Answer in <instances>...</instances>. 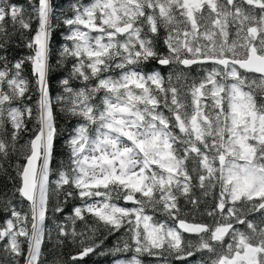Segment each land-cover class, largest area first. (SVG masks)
Listing matches in <instances>:
<instances>
[{
	"label": "snow or ice",
	"instance_id": "6c2138e0",
	"mask_svg": "<svg viewBox=\"0 0 264 264\" xmlns=\"http://www.w3.org/2000/svg\"><path fill=\"white\" fill-rule=\"evenodd\" d=\"M53 11L51 0H0V49L19 34L31 51L11 68L0 54V170L23 149L15 192L29 208L3 203L10 218L0 226V264H43L49 207L63 213L76 198L65 218L71 231L56 225L57 244L79 241L73 264L100 247L98 232L121 229L112 253L132 256L117 264H142L144 254L165 264H193L198 254L199 264H264V0L72 4L61 19L70 43L58 63L70 61L71 70L58 99L77 124L50 181L59 135L48 79ZM154 64L171 70L167 79Z\"/></svg>",
	"mask_w": 264,
	"mask_h": 264
},
{
	"label": "trees",
	"instance_id": "16d2710c",
	"mask_svg": "<svg viewBox=\"0 0 264 264\" xmlns=\"http://www.w3.org/2000/svg\"><path fill=\"white\" fill-rule=\"evenodd\" d=\"M12 3L17 5H27V0H11ZM36 2V0H34ZM89 3L90 0H51L53 6V15L51 18V23L53 24V33L52 38L50 40V73H49V96L53 106V114H54V124L59 130V135L55 141V152H54V162L50 165L52 168V173L50 174V181H54L56 177V169L60 167L62 164L67 162L68 159V147H67V138L69 130L77 124V118H71L66 115L63 110V106L59 101V97L65 95L64 86L61 81L69 78V73L71 70V62H61L59 51L62 45L68 44L70 42L64 39V34L67 32L66 27L61 23V19L63 15H71V5L74 3ZM36 26L35 19L33 20V28ZM29 35L25 33V36ZM166 51V49H165ZM0 54L6 55L8 60L10 61L9 67L11 68L12 64L16 61L24 60L26 56L31 54V51L25 46V39L22 38L19 34L14 35L10 42L7 45V50L0 49ZM154 63V62H153ZM157 69H160L159 65H155ZM161 74L167 79L170 69H160ZM14 71V69H13ZM119 70H114L111 75H116ZM187 71V70H185ZM199 69H192V76L190 79H195L198 77ZM107 75V74H106ZM23 78L30 81V92L31 100L28 101L32 107L35 108L36 101L39 97V93L36 90L35 81L31 74V65L26 62L23 66L22 71ZM96 81L93 80L90 82L91 86H95ZM70 86L73 88L83 87V84L79 80H71ZM98 96H102L103 92L97 94ZM34 121L28 123V128L32 129ZM31 133H26L23 138L20 140V145H23L28 139ZM26 163L23 156V149H20L18 146V151L11 157L10 165L4 164L2 170H0V226L3 225L4 221L7 218H10L9 213L3 208L4 202H10V207H14L17 211L22 213L28 212V202H26L22 197L19 196L18 193L15 192V186L19 183V179L16 175V165H23ZM54 187V185H50ZM62 199V198H61ZM56 203L55 197L51 200V205ZM79 198L75 200H70L67 202L65 206V211L63 213H55L52 211L51 206L46 214L47 219L45 221L46 230H45V238L44 243L42 245L43 255L41 260L43 264H73L70 260L72 255H75L80 250L79 241H71V239H65V242L62 245L57 244V232L56 225L67 224L69 231H71L72 225L65 218L71 215L70 209L73 205H80ZM121 205L123 201L119 202ZM181 205L185 208V211H189L192 206L185 205L183 199L181 200ZM203 208V205L201 206ZM258 215V214H256ZM160 219H164V217H159ZM191 219V216H189ZM203 219L207 221V217H199L198 220ZM93 220L89 217V223H92ZM102 227V226H101ZM77 231H83L84 225L82 222H77L76 225ZM50 234V235H49ZM106 237V238H105ZM188 239L195 240V236H187ZM125 238V230L121 229L120 232L109 235L107 232L97 233L95 239L97 243L103 242L100 244V247L96 249L94 253L89 254L83 260L76 261L75 264H117L118 260H127L130 259L132 253H118L113 254L112 250L118 245L123 243V239ZM64 239V238H61ZM90 242V241H88ZM205 254V259H206ZM142 264H165L163 259L157 258L155 256H149L144 254L140 257ZM201 257L198 254L193 261V264H199ZM171 260V264H179V262Z\"/></svg>",
	"mask_w": 264,
	"mask_h": 264
},
{
	"label": "water",
	"instance_id": "95a60500",
	"mask_svg": "<svg viewBox=\"0 0 264 264\" xmlns=\"http://www.w3.org/2000/svg\"><path fill=\"white\" fill-rule=\"evenodd\" d=\"M26 201V200H25ZM27 202V201H26ZM184 235H187V236H189V234H187V233H185Z\"/></svg>",
	"mask_w": 264,
	"mask_h": 264
}]
</instances>
